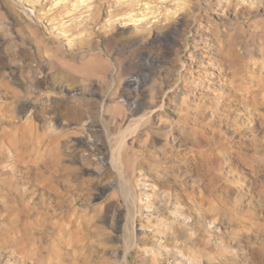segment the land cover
<instances>
[{
    "label": "rangeland",
    "instance_id": "1",
    "mask_svg": "<svg viewBox=\"0 0 264 264\" xmlns=\"http://www.w3.org/2000/svg\"><path fill=\"white\" fill-rule=\"evenodd\" d=\"M0 264H264V0H0Z\"/></svg>",
    "mask_w": 264,
    "mask_h": 264
},
{
    "label": "bare ground",
    "instance_id": "2",
    "mask_svg": "<svg viewBox=\"0 0 264 264\" xmlns=\"http://www.w3.org/2000/svg\"><path fill=\"white\" fill-rule=\"evenodd\" d=\"M131 83H132V86L137 87L138 84H139V81H138L137 79H135V80H133Z\"/></svg>",
    "mask_w": 264,
    "mask_h": 264
}]
</instances>
